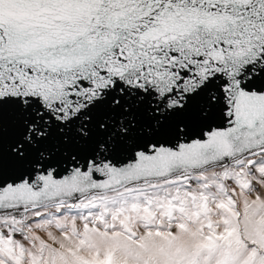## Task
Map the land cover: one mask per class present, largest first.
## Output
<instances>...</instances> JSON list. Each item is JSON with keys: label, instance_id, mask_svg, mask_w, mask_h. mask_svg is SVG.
Segmentation results:
<instances>
[{"label": "snow or ice", "instance_id": "1", "mask_svg": "<svg viewBox=\"0 0 264 264\" xmlns=\"http://www.w3.org/2000/svg\"><path fill=\"white\" fill-rule=\"evenodd\" d=\"M0 264H264V0H0Z\"/></svg>", "mask_w": 264, "mask_h": 264}]
</instances>
